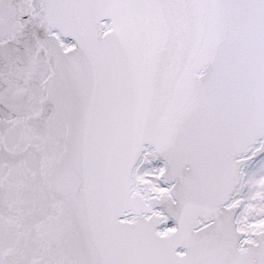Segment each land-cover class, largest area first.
<instances>
[{"label":"snow or ice","instance_id":"1","mask_svg":"<svg viewBox=\"0 0 264 264\" xmlns=\"http://www.w3.org/2000/svg\"><path fill=\"white\" fill-rule=\"evenodd\" d=\"M0 264H264V0H0Z\"/></svg>","mask_w":264,"mask_h":264}]
</instances>
